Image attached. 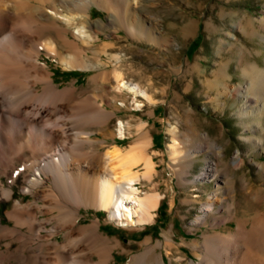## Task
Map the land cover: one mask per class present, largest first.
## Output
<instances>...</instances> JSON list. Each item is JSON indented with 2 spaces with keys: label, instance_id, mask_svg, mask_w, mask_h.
<instances>
[{
  "label": "bare ground",
  "instance_id": "obj_1",
  "mask_svg": "<svg viewBox=\"0 0 264 264\" xmlns=\"http://www.w3.org/2000/svg\"><path fill=\"white\" fill-rule=\"evenodd\" d=\"M102 1L0 0V73L2 80L11 84L5 85L7 92L16 94L11 101L5 102L1 98L4 91L0 86V203L8 198L13 200L4 211L8 222H2L0 216L1 264L12 260L25 264H112L113 249L123 248L121 242L99 230L100 217L87 223L79 222V207L102 209L108 220L130 228L149 222L161 203V191L154 188L140 195L134 185L140 179L154 181L158 173L157 164L146 150L148 143H134L124 149L113 145L104 151L89 153L80 147L91 141L89 130L84 127L90 123H102L108 112L88 94L76 97L74 84L57 86L44 58H53L64 67L97 69V73L90 77L96 86L101 88L106 81L113 79L114 93L120 94L123 89L131 92L134 106H139L137 94L147 96V92L140 89L137 82L126 83L117 66L104 70L100 51L90 49V52H96L97 61L87 59L88 46L94 39L85 25L90 19L89 8L92 2L98 5ZM19 10H25V14L15 13ZM118 23L128 24L126 20ZM130 25L126 27L128 33L131 34L132 30L136 33L135 29L130 30ZM44 32L47 40L41 39ZM247 78L244 91L241 87L236 88V95L244 99L238 115L248 118L254 134L243 136V139L254 144L264 143V69H254ZM223 86L218 94L230 92V88ZM252 94L254 98L246 108L244 105L248 104ZM147 97L151 99L150 95ZM169 127L168 164L176 170L175 161L190 162L186 150L189 145L188 141L178 139L180 130L176 123L169 124ZM118 129L122 133L121 122ZM190 142L196 148L215 146L214 142L207 141V137L197 141L189 139ZM242 161L241 154L237 153L230 163H225L239 181L242 173L235 171ZM255 164L256 177L264 178V161ZM201 170L198 178L219 174L214 169L211 173L210 165ZM226 174L221 176L224 182ZM17 179L21 181V190L29 192L32 199L22 202L12 196V184ZM226 192L223 188L219 202L207 195L201 201L200 212L190 221L191 230L206 223L209 211L221 209L225 212L220 219L224 224L223 231H210L190 243L195 258L188 264H264L262 188L252 183L240 185L241 207L236 201L227 200ZM196 195L191 193L188 200L192 201ZM215 202H218L217 207H214ZM169 204L171 206L172 198ZM213 219H209L211 224ZM229 220L233 222L231 226ZM46 222L50 225H45ZM174 244L172 230L156 242L147 237L141 241L142 249L132 253L127 264H165L163 251H157L156 247H163L168 254L172 248L178 247Z\"/></svg>",
  "mask_w": 264,
  "mask_h": 264
},
{
  "label": "rangeland",
  "instance_id": "obj_2",
  "mask_svg": "<svg viewBox=\"0 0 264 264\" xmlns=\"http://www.w3.org/2000/svg\"><path fill=\"white\" fill-rule=\"evenodd\" d=\"M92 3L88 14L90 19L85 25L94 39L88 46L87 59L97 61L96 52L100 51L104 70L117 66L126 83L137 82L151 99L138 93L136 98L140 105L134 106L131 92L123 89L120 94L114 93L113 79L106 81L101 90L90 79L98 71L95 68L64 67L61 62L44 57L47 68L57 86L74 84L76 97L88 94L110 115L104 117L102 123H90L84 127L89 130L91 141L80 147L89 153L104 151L113 145L124 149L134 143H148L146 150L157 164L158 173L154 181L140 179L134 185L140 195L154 188L163 195L154 217L130 228L116 225L107 219L104 210L89 206L79 207L78 221L87 223L100 217L99 230L121 242L126 250L114 248V255L110 258L112 264H127L132 253L142 249V240L147 237L153 242L162 240L169 230H172L174 245L178 247L172 248L168 254L163 247H156L157 251H163L165 264L170 261L172 264H188L195 258L190 243L200 240L210 231H223L224 224L220 219L225 212L221 209L209 211L205 224L189 229L190 221L200 212L201 201L207 195L219 202V194L226 188L227 200H234L241 207L240 185L259 184L264 192V178L256 177L255 164L256 161H264V143L254 144L243 139V136L251 137L254 133L249 128L248 118L238 115L244 99L236 95V88L241 87L243 91L246 88L247 75L256 68L264 69V0H103L99 6ZM15 13L24 15L25 10ZM119 19L126 20L127 26L131 24L130 30H137L135 35L133 30H129V34V27L118 23ZM70 29L75 30L72 26ZM42 36L41 39L47 40L46 32ZM90 49L97 51L93 53ZM73 69L77 74L61 73ZM209 76H212L210 81L207 80ZM1 85L4 91L1 98L5 102L11 101L15 93L7 92L5 87L11 84L3 81L0 73ZM222 85L232 92L218 94ZM252 98L254 95L247 100L246 108ZM119 122L123 124L122 133L118 129ZM172 123L179 127L178 139L182 142L207 137V141L210 144L214 142L215 146L196 148L193 143L186 142L190 162L175 161L176 170L173 169L168 164L170 153L167 147L171 140L169 124ZM237 153L243 159L235 171L242 173L240 181L225 167V163H230ZM206 165H210L211 173L215 170L219 174L198 178ZM223 173H227V182L222 181ZM1 177L6 181L3 175ZM12 189V196L22 202L32 199L29 192L21 190L19 179L12 184ZM191 193L197 195L189 201ZM12 201L8 198L0 203L2 222H8L4 211ZM213 217L215 220L211 224L209 219ZM232 224L229 220L228 225ZM45 225H50V222ZM16 263L25 264L24 261L7 262Z\"/></svg>",
  "mask_w": 264,
  "mask_h": 264
},
{
  "label": "trees",
  "instance_id": "obj_3",
  "mask_svg": "<svg viewBox=\"0 0 264 264\" xmlns=\"http://www.w3.org/2000/svg\"><path fill=\"white\" fill-rule=\"evenodd\" d=\"M54 71V73H56V70H53ZM61 73H70V74H72V75H74V74H77V70H70L69 72H64V71H61Z\"/></svg>",
  "mask_w": 264,
  "mask_h": 264
},
{
  "label": "crops",
  "instance_id": "obj_4",
  "mask_svg": "<svg viewBox=\"0 0 264 264\" xmlns=\"http://www.w3.org/2000/svg\"><path fill=\"white\" fill-rule=\"evenodd\" d=\"M211 79H212V76H209L207 80H209V81H210ZM207 80H206V81H207ZM207 82H208V81H207Z\"/></svg>",
  "mask_w": 264,
  "mask_h": 264
}]
</instances>
